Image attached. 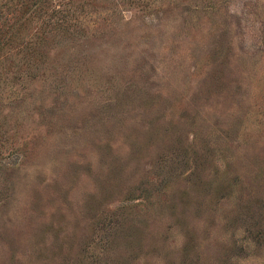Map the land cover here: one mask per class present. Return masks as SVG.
<instances>
[{
  "label": "rangeland",
  "instance_id": "obj_1",
  "mask_svg": "<svg viewBox=\"0 0 264 264\" xmlns=\"http://www.w3.org/2000/svg\"><path fill=\"white\" fill-rule=\"evenodd\" d=\"M0 264H264V0H0Z\"/></svg>",
  "mask_w": 264,
  "mask_h": 264
}]
</instances>
